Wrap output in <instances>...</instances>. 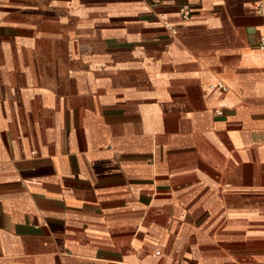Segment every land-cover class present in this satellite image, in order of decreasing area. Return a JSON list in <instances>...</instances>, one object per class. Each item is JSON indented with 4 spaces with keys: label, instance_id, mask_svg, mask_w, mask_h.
I'll use <instances>...</instances> for the list:
<instances>
[{
    "label": "crops",
    "instance_id": "crops-1",
    "mask_svg": "<svg viewBox=\"0 0 264 264\" xmlns=\"http://www.w3.org/2000/svg\"><path fill=\"white\" fill-rule=\"evenodd\" d=\"M261 36L264 0H0V264H264Z\"/></svg>",
    "mask_w": 264,
    "mask_h": 264
},
{
    "label": "built area",
    "instance_id": "built-area-1",
    "mask_svg": "<svg viewBox=\"0 0 264 264\" xmlns=\"http://www.w3.org/2000/svg\"><path fill=\"white\" fill-rule=\"evenodd\" d=\"M190 13H191L190 12V7L188 5H182V6L178 7L177 12H176L177 16L182 21H187L189 19V17H190ZM159 21H160L161 25L163 26V28L165 30H167L170 35L175 34L176 31H175L174 25L167 18L166 15H164V14L161 15L159 17ZM258 46L260 48H264V36L259 37V39H258ZM208 88L210 90H215L217 92H223V91L226 90V86L222 82H220V81L214 82L213 84H210L208 86Z\"/></svg>",
    "mask_w": 264,
    "mask_h": 264
}]
</instances>
